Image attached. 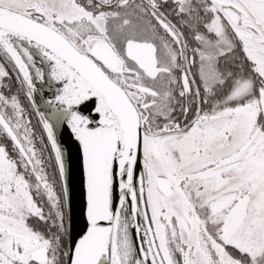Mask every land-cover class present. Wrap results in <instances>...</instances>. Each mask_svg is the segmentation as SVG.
Listing matches in <instances>:
<instances>
[{
  "label": "snow or ice",
  "instance_id": "snow-or-ice-1",
  "mask_svg": "<svg viewBox=\"0 0 264 264\" xmlns=\"http://www.w3.org/2000/svg\"><path fill=\"white\" fill-rule=\"evenodd\" d=\"M0 264H264V0H0Z\"/></svg>",
  "mask_w": 264,
  "mask_h": 264
},
{
  "label": "water",
  "instance_id": "water-1",
  "mask_svg": "<svg viewBox=\"0 0 264 264\" xmlns=\"http://www.w3.org/2000/svg\"><path fill=\"white\" fill-rule=\"evenodd\" d=\"M44 91H46L48 93V96L51 97L52 96V90L48 89L47 86H45ZM65 140H67V134L65 135ZM70 147H72V153H73V157L75 156V148L71 145H69Z\"/></svg>",
  "mask_w": 264,
  "mask_h": 264
}]
</instances>
